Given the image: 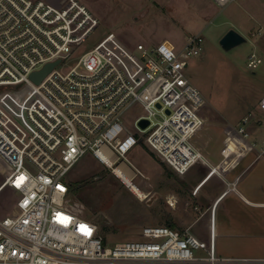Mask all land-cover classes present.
I'll return each mask as SVG.
<instances>
[{"label": "built area", "instance_id": "obj_1", "mask_svg": "<svg viewBox=\"0 0 264 264\" xmlns=\"http://www.w3.org/2000/svg\"><path fill=\"white\" fill-rule=\"evenodd\" d=\"M100 24L82 0H0V156L11 168L0 189L18 194L17 213L0 217V264H264L220 255L214 223L209 240L164 224L110 246L70 207L68 174L87 154L123 182L116 168L139 143L180 176L207 162L193 143L204 96L181 58L199 54L201 38L182 52L167 41L132 48L113 31L91 41ZM261 62L252 53L248 65ZM237 131L248 138L245 125Z\"/></svg>", "mask_w": 264, "mask_h": 264}, {"label": "rangeland", "instance_id": "obj_2", "mask_svg": "<svg viewBox=\"0 0 264 264\" xmlns=\"http://www.w3.org/2000/svg\"><path fill=\"white\" fill-rule=\"evenodd\" d=\"M82 1L101 20L91 41L113 31L132 48L140 42L169 41L182 52L189 36L201 38L200 53L181 58L187 77L204 96L205 121L193 143L207 162L180 176L139 143L127 154L134 182L128 186L87 154L68 174L70 207L97 221L110 246L142 238L145 226L169 223L209 240L212 207L224 193L216 213L218 253L264 257V152L259 154L264 137V0ZM230 29L247 40L226 50L220 39ZM252 53L262 59L257 68L248 65ZM240 125H245L247 139L237 131ZM214 164H222L223 172L198 189ZM10 170L0 156V185ZM234 175H239L237 190ZM17 199L12 187L0 190V217L17 213Z\"/></svg>", "mask_w": 264, "mask_h": 264}, {"label": "water", "instance_id": "obj_3", "mask_svg": "<svg viewBox=\"0 0 264 264\" xmlns=\"http://www.w3.org/2000/svg\"><path fill=\"white\" fill-rule=\"evenodd\" d=\"M246 37L240 33L239 31L235 30V29H230L228 30L220 39V43L221 45L226 49V50H231L232 48L244 43L246 41ZM59 61L56 62H52V63H48L44 69L40 70V71H35L32 74V78L34 79V81L36 83H39L44 76L58 63ZM149 123L148 120L143 119L140 122V125L145 127L147 126ZM106 242V239H105Z\"/></svg>", "mask_w": 264, "mask_h": 264}, {"label": "crops", "instance_id": "obj_4", "mask_svg": "<svg viewBox=\"0 0 264 264\" xmlns=\"http://www.w3.org/2000/svg\"><path fill=\"white\" fill-rule=\"evenodd\" d=\"M169 42V41H168ZM172 45V44H171ZM173 46V45H172ZM245 138V137H244ZM264 138V137H263ZM247 139V138H245ZM252 146V145H251ZM222 162V160H221ZM229 162V161H227ZM224 165V164H223ZM222 166V164H221ZM221 166L219 164H214L213 167L216 168V169H212L210 170L207 175L201 180V182L199 183V186H198V189H201L215 174H221L223 172V170L221 169ZM226 166V165H224ZM125 168L128 170V172L130 171V173L132 172L130 169L131 167H129V165H126ZM231 171L233 173V169H231V167L228 169V171ZM235 172V171H234ZM235 176V179L233 181H235V184H234V188L233 190H237V181H238V178H239V175H234ZM134 184V182H133ZM2 189V188H1ZM0 189V190H1ZM226 196V194L224 195V193L216 200V203H215V209H213L212 207V213H211V221H210V229H211V226L212 224L214 223V226H215V232L217 233V217H216V213H217V208H218V205L219 203H221L222 199Z\"/></svg>", "mask_w": 264, "mask_h": 264}, {"label": "bare ground", "instance_id": "obj_5", "mask_svg": "<svg viewBox=\"0 0 264 264\" xmlns=\"http://www.w3.org/2000/svg\"><path fill=\"white\" fill-rule=\"evenodd\" d=\"M116 172L118 173L119 176H121L125 182L127 183L128 186H133V181L131 179V173L130 171L125 168L123 164L119 165L116 168Z\"/></svg>", "mask_w": 264, "mask_h": 264}, {"label": "trees", "instance_id": "obj_6", "mask_svg": "<svg viewBox=\"0 0 264 264\" xmlns=\"http://www.w3.org/2000/svg\"><path fill=\"white\" fill-rule=\"evenodd\" d=\"M166 225H169V226H171V227H173V228H176V227H174L172 224H166ZM106 228H104V230H105ZM105 236V235H104ZM106 237V236H105Z\"/></svg>", "mask_w": 264, "mask_h": 264}, {"label": "snow or ice", "instance_id": "obj_7", "mask_svg": "<svg viewBox=\"0 0 264 264\" xmlns=\"http://www.w3.org/2000/svg\"><path fill=\"white\" fill-rule=\"evenodd\" d=\"M20 179L22 180V179H23V177H21ZM17 186H19V185H17ZM82 228H83V226H82ZM85 231H86V234H87V229H85Z\"/></svg>", "mask_w": 264, "mask_h": 264}]
</instances>
